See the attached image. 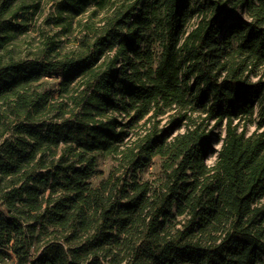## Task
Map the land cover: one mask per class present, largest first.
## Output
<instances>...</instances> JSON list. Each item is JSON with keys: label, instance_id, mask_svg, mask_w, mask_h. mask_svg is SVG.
<instances>
[{"label": "trees", "instance_id": "trees-1", "mask_svg": "<svg viewBox=\"0 0 264 264\" xmlns=\"http://www.w3.org/2000/svg\"><path fill=\"white\" fill-rule=\"evenodd\" d=\"M18 1L0 0V264H264V0H55L61 31L27 56L40 0Z\"/></svg>", "mask_w": 264, "mask_h": 264}, {"label": "rangeland", "instance_id": "rangeland-1", "mask_svg": "<svg viewBox=\"0 0 264 264\" xmlns=\"http://www.w3.org/2000/svg\"><path fill=\"white\" fill-rule=\"evenodd\" d=\"M35 1L39 0H20L19 2H24V4H35ZM17 3V4H18ZM33 9H31V12ZM29 13L25 15V18L29 19L30 24V30L28 33L24 35H19L13 42L12 47L16 49V52L27 56L28 54H32L36 51H38V47L40 45V36L42 31H46L49 34H55L57 32L61 31V27L56 26L54 23V17H55V0H40V7L39 10L35 13ZM238 15L242 18H246L245 12L243 9L238 10ZM24 19V18H22ZM50 19V22L47 20ZM82 22H86L89 20L88 16L85 15L80 18ZM76 23L77 20H76ZM80 33V28L78 25H76L75 29L73 30L72 34H70L68 37H64L65 44L67 46H70L72 43H74V40L76 36H78ZM168 118H165L162 123H166ZM248 134H251L254 131V125H248ZM178 130H175L177 132ZM219 134L222 132V130L219 128L216 130ZM219 136L216 137L215 143H213V149L214 151L208 155L207 162L210 165L215 164L217 159V153L215 150H218L221 146V141ZM114 162L111 160H104L101 162L99 168H98V174L94 178V180H98L100 178H106L109 170L111 169ZM161 161L159 158L153 159L152 163L147 166L143 167L139 170V177L143 180L150 179L155 180L158 179L161 175Z\"/></svg>", "mask_w": 264, "mask_h": 264}, {"label": "built area", "instance_id": "built-area-1", "mask_svg": "<svg viewBox=\"0 0 264 264\" xmlns=\"http://www.w3.org/2000/svg\"><path fill=\"white\" fill-rule=\"evenodd\" d=\"M1 249H3V246L1 245V243H0V250ZM11 252V251H10ZM11 254H12V252H11ZM14 259V255H12V260ZM15 260V259H14ZM13 264H14V262H13Z\"/></svg>", "mask_w": 264, "mask_h": 264}]
</instances>
